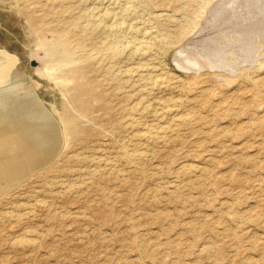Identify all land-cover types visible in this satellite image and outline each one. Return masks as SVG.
Returning <instances> with one entry per match:
<instances>
[{
	"label": "rangeland",
	"instance_id": "obj_1",
	"mask_svg": "<svg viewBox=\"0 0 264 264\" xmlns=\"http://www.w3.org/2000/svg\"><path fill=\"white\" fill-rule=\"evenodd\" d=\"M34 1L0 0V264H264V38L256 61L241 64L245 74L181 71L172 49L159 72L172 82L168 90L129 97L131 88L117 93L97 68L88 96L84 78L64 86L44 62L49 48L78 53L73 18L105 6ZM217 1L149 0L137 21L177 33L186 28L187 42L177 46L197 49L214 30ZM237 49L231 58H240ZM160 98L173 111L161 112ZM63 113L84 116L69 140L60 130ZM185 116L162 141L137 136ZM7 122L24 125L40 151L30 153ZM124 149L146 156L128 161Z\"/></svg>",
	"mask_w": 264,
	"mask_h": 264
},
{
	"label": "bare ground",
	"instance_id": "obj_2",
	"mask_svg": "<svg viewBox=\"0 0 264 264\" xmlns=\"http://www.w3.org/2000/svg\"><path fill=\"white\" fill-rule=\"evenodd\" d=\"M32 1H34V0H32ZM70 1L67 0L68 4H70L69 3ZM78 1L79 0H77V2ZM81 1H82V3L83 2L87 3V6H88V1H90V0H81ZM81 1H79V2H81ZM120 1H122V0H93L92 2L94 4H99V5L105 6V8L103 9V11H101L100 14H98L95 11L96 8H94V7L93 8L90 7L91 9H88L85 11L82 10L83 12L80 11L81 13L77 12V13H80V15H78L79 18H73L71 24L74 27L73 30H76L75 31L76 33H74V34L78 35L77 40H79L80 41L79 43H81V44H79L80 48H81L80 51H78V53H74V52L68 53V52L62 51V49L56 50L54 48H49L47 50L48 54H49L48 62H44L42 60L45 63V67H44L45 70L44 71H46V69L49 72L51 71L50 69L54 70L55 74L50 73V75L52 77L54 76L58 80V82L63 84L64 86H67L71 82V80H73L75 78H80V79L84 78V84L82 85L83 87L81 88L82 89L81 92H83L84 94L86 93L89 96L91 94V91H92L91 90V77L89 76V74H92L97 68H101L103 70V72L105 73V76L106 75L108 76L107 81L109 83L113 82V84H114L113 89L115 91H117V93L119 91L121 92L123 87L131 88L130 91L126 90V92L129 91V93L127 95H129V97H130V96H132L130 94L133 91L136 92L135 94L151 95L152 93H156V91H159V90H161V92H162V90L166 91L167 88L171 87L170 83H169L170 80H168L165 77L166 73H164V72L159 73V72L161 71L160 63H162L163 57L165 55H167V53H169V51H171L172 49H174V53H173L174 54L173 55L174 60H175L174 62L181 69V71L188 72V73H190V72H195V73L200 72L201 73V71H203L205 69H209L210 71H216V70L219 71V70L228 69V70H230L231 73L240 71V74H245L247 72V70L244 67H243L244 68L243 69L241 67V64L242 63L243 64L248 63L249 65H251V63L256 61L258 56H260L259 52H260L261 48L259 47L258 40L259 39L263 40V38H264V0H218L216 3H214L212 5L211 11L209 10L211 13L210 17H212V19H211L212 24L211 23L210 24L212 27H214L213 28L214 30L208 34L206 39H203V44H200V48H197V49H193L192 47H188L189 44L186 43L187 42L186 39H187L189 32H191V31L185 30L186 28L185 29L180 28L181 30H183V32L180 31V33H177V32H172V31L168 30L169 28L168 29L164 28V27H162V25L160 26L159 24H158V26H155V27L154 26L152 27L151 25L146 24V23L144 24L145 20L143 22H141L142 24L140 22H138V21H140V18H139V20L137 18H138V16L140 17V15L143 14L144 8L148 7V6H146V3L149 0H141L143 3L145 2L144 5H142L143 3H140L141 1L139 0V3L141 4L140 6H137L136 4L135 5H128V2H127V4H124V3L121 4ZM27 2H28V0H27ZM30 2H31V0L28 3H30ZM41 2H42V0H41ZM63 2H65V1L63 0ZM79 2H78V4H79ZM47 3H48V1H47ZM83 4H82V6H84ZM44 5H45V3H44ZM66 6L67 5H65V8H67ZM74 6H77V4L75 5V3H74ZM74 6L71 5L69 7L70 8L72 7V9H74V10H78V9H75L76 7H74ZM80 6H81V3H80ZM80 6H78V8ZM52 7H53V5H52ZM103 7H99V8H103ZM39 8H41V6ZM49 10H51V9H49ZM64 10L67 11L66 9H64ZM42 11H43V9H42ZM37 12H36V14H37ZM72 12L73 11H71L70 14H72ZM99 12H100V9H99ZM41 14L44 15L43 13H41ZM41 14H37V15H41ZM32 15H35V14H33V12H32ZM143 16H144V14L141 15V17H143ZM54 17H56V16L54 15ZM57 17H60V16H57ZM61 17H65V15H63ZM154 17H156V16H154ZM157 17L160 18V17H163V15H158ZM43 18H45V17H43ZM66 18H68V17H66ZM71 18L72 17H70V19ZM134 19H136V21L137 20L138 21L136 22V21H134ZM41 21L44 22V20H40L39 22H41ZM58 22H61V21L58 20ZM65 22H62L61 25L62 26L65 25L64 24ZM67 22H71V20H68ZM207 22H208V20H207ZM36 23H38V20L36 21ZM151 23H153V22H151ZM53 26H55V25H53ZM56 26L59 27V25H56ZM65 26H67V25H65ZM197 26H199V25H197ZM62 28H64V27H62ZM191 28H194V30H195V28H197L196 24H195V27L192 26ZM203 32L204 31H202V33ZM54 33H55V31H54ZM141 35H142L143 39L139 38V36H141ZM67 38L65 39L66 41H67ZM71 38H74V37H71ZM183 39H185L186 42L185 41L184 42L186 44H184L181 47H178L177 44L178 43L182 44L181 40H183ZM256 39H257V41H256ZM62 40H64V39H62ZM62 40H60V41H62ZM73 40H72V42H73ZM77 40H76V42H77ZM72 42H71V44H72ZM83 42H85L87 44L84 45ZM73 44H75V43H73ZM260 44H262V43H260ZM232 47H234V49H235V47H238L236 52H239L240 58H238V57L236 59L231 58V57H233V54H232V52H229V50ZM66 48H65V50H66ZM69 51H71V50H69ZM38 59L40 60V58H38ZM164 59H165V57H164ZM238 61H239V63H238ZM58 63H61L63 65L62 68L57 67ZM124 63H125V65L123 66ZM128 63H130V64H128ZM45 75H47L46 72H45ZM45 75H44V77H45ZM248 77H250V76L248 75ZM219 78H220V76H219ZM48 80H49V78H48ZM50 80H51V78H50ZM103 81H105V80L103 79ZM179 82H180V80H179ZM101 84H98V85L101 86ZM111 92L113 93V91H111ZM117 93L114 92L113 95H116ZM124 95H125V91H124ZM103 96H105V95H103ZM103 96H101V97H103ZM117 96H118V94H117ZM96 97H97V94L95 95V98ZM120 97L122 98V96H120ZM165 99L164 98L159 99V101L161 100L159 102V104H161V106L163 104H165V102H166ZM106 100H107V98H106ZM108 103H107V101L105 102V104H104L105 106L103 105L104 109H106L108 107L107 106ZM157 103H158V100H157ZM167 103L169 105V102H167ZM94 104H95V102H94ZM103 106H101V107L103 108ZM155 106L151 107L150 109L148 108L150 110V112H152L154 114L158 113V110H159V107H157V106L155 107ZM163 106H164V108L160 107V109H162L161 112L164 111V109L166 108L165 105H163ZM169 106L171 107V105H169ZM169 106L165 110L167 112L173 111L174 108L173 107L169 108ZM174 107H176V106H174ZM191 107H193V106H191ZM145 109H147V107ZM132 111H134V110H132ZM88 112H90V111H88ZM108 112H110V111H108ZM150 112H149V114H152ZM159 114H160V111H159ZM163 114H165V113H163ZM139 115H141V114H139ZM82 118H84V116L82 114L81 115L80 114L68 115L66 113H63L61 115L60 130L63 133V137L65 139L69 140L72 138V136L74 135V125L76 122L75 120H77V119L79 120ZM87 118H88V116H87ZM187 118H189V117H187ZM185 119H186V116H185V118L184 117L174 118L173 123L170 122L171 124L161 126L158 129H153L150 127L146 131H142L143 133L138 134L137 136L141 140L146 139L148 142L147 144H149V143L152 144V143L162 141V139H164V137L167 133L172 132V131L175 132L177 126H179L180 124H183ZM187 120H186V122H187ZM2 121H3V117L0 114V126L1 127H2ZM99 121H101V120H99ZM189 121H193V119L189 118ZM80 125H82V124H80ZM3 126L6 130H11L16 136L21 137L22 139H25L26 141H28V143L26 144L27 146L26 145L25 146L30 150V153H35V152L40 151L38 149V146L34 142H32L31 138L23 130L24 125L12 123V122H7ZM145 128H147V127H145ZM99 130H100V128H99ZM4 135L5 134L1 132L0 136L4 137ZM65 142H66V140H65ZM124 150H125L123 152L124 157H126V160H128V161H132V160H136V159L142 160L144 154H146L143 151H137V150L135 151L134 150L133 153L132 152L130 153L126 149H124ZM43 154H44V152H43ZM48 155H50V154H48ZM107 175H105V176H107Z\"/></svg>",
	"mask_w": 264,
	"mask_h": 264
}]
</instances>
